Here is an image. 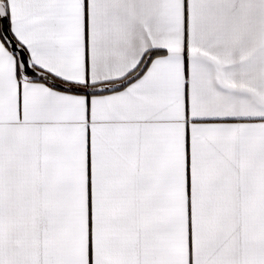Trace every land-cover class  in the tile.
I'll use <instances>...</instances> for the list:
<instances>
[{
	"label": "snow or ice",
	"instance_id": "snow-or-ice-1",
	"mask_svg": "<svg viewBox=\"0 0 264 264\" xmlns=\"http://www.w3.org/2000/svg\"><path fill=\"white\" fill-rule=\"evenodd\" d=\"M0 264H264V0H0Z\"/></svg>",
	"mask_w": 264,
	"mask_h": 264
}]
</instances>
